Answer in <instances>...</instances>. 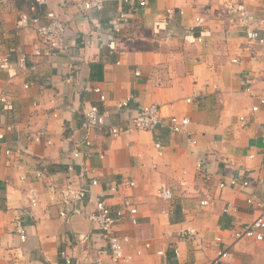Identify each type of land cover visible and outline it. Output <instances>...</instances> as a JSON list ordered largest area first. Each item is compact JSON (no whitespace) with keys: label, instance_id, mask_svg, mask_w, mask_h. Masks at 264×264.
<instances>
[{"label":"crops","instance_id":"crops-1","mask_svg":"<svg viewBox=\"0 0 264 264\" xmlns=\"http://www.w3.org/2000/svg\"><path fill=\"white\" fill-rule=\"evenodd\" d=\"M33 1L0 0V264H68L63 250L81 264H118L88 212L103 196L119 208L125 194L139 210L138 224L125 221L118 228L131 239L129 264H209L222 249L231 252L232 264H264V240L234 238L258 215L247 198H264V42L239 27L235 10L252 12L264 38V0H147L146 6L108 1L102 11L87 14L76 0H49L74 44L69 55L49 58L30 24ZM120 9L131 16L116 37V48L125 51L118 57L105 45L109 35L105 42L97 39L96 24ZM244 77L254 80L251 91ZM86 86L102 87L107 101ZM122 101L129 103L126 110L117 106ZM92 104L106 110L109 120L93 129V147H87L84 111ZM150 104L161 108L155 129L110 136L111 124ZM173 115L190 119L186 132L171 130ZM29 127L44 130L52 144L46 137L29 141ZM75 146L82 154L71 170ZM92 177L99 184L90 185ZM123 178L135 186L110 193L108 185ZM71 183L89 191L84 214L67 221L48 187ZM163 185L172 199L158 195ZM228 204L232 209L225 211ZM17 218L26 226L25 240L15 232Z\"/></svg>","mask_w":264,"mask_h":264},{"label":"built area","instance_id":"built-area-1","mask_svg":"<svg viewBox=\"0 0 264 264\" xmlns=\"http://www.w3.org/2000/svg\"><path fill=\"white\" fill-rule=\"evenodd\" d=\"M108 1H114L119 4H129L134 5L138 3L139 6H146L147 0H76V5L78 10L82 14L92 13L95 11H102ZM231 8H234L231 6ZM30 10L33 13L31 18V26L36 31L38 38L44 45V56L49 58L56 54H70L74 47L73 42L68 36V24L65 18L62 16L61 12L49 7V0H34L30 5ZM172 10L168 9V13ZM237 21L239 27L246 32L249 37L259 39L260 42H264V38L260 37L259 29L254 26L255 21H257L254 14L248 11L246 8H236L235 10ZM131 14L119 10L117 15L110 16L107 23L102 24L97 22V39L101 42L104 41V35L110 36L109 41L105 42V45L112 50L116 56L120 57L125 54V51H120L115 46V41L117 35L122 32L124 24L128 23ZM21 27V24H18ZM0 33H4V27L0 20ZM198 40H202V36H199ZM4 61H7L5 59ZM234 62H238V58L233 59ZM21 65H24L25 56L20 57ZM120 62V59H118ZM137 75H140V71H136ZM254 80L248 77H244L243 85L247 91H251L252 84ZM86 91H94L99 94L100 99L103 102L107 101L105 90L100 86H86L84 87ZM195 92L194 98L197 96ZM188 98L189 102H193L194 98ZM1 101L11 104V100L3 96ZM264 104V100H262ZM128 101H122L117 104L119 109H127ZM254 111L258 110V107L253 108ZM109 115L106 110L101 109L98 105L92 104L90 107L86 108L84 111V124L83 128L87 132V136L83 138L82 143L87 147H93V140L91 138V133L96 127H103L108 123ZM241 120L245 122V117L241 116ZM170 128L173 132H186L187 126L190 124V119L188 117H178L173 115L169 118ZM162 122L161 108L158 104H150L143 106L140 111L134 115L125 118L122 123H117L109 126V133L112 137H119L123 133H130L134 130H153L156 126ZM190 134V132H188ZM46 137L47 143L52 144V139L47 136L44 130L35 131L32 128L27 130V139L29 141L40 140ZM189 140L192 144H196L197 140L195 137L190 136ZM155 146L162 152V144L157 141ZM10 152V151H9ZM82 151L79 147H74L70 151L71 165L69 168L72 170L74 162H76L81 157ZM102 156V155H101ZM47 171V168H40L34 173L35 178L42 177L43 173ZM81 179H86L84 176V171L80 173ZM238 178H233L231 180L232 185L238 184ZM99 184V180L95 177L90 179V185ZM135 181L127 178H123L120 181H112L108 185V191L112 194H117L120 191L121 186L123 187H134ZM246 185V183H245ZM221 187H225L226 184L222 182ZM49 192L52 194L53 199L59 202L61 205L60 216L69 220L72 214L80 215L84 214L83 202L87 197L89 189L86 186L74 187L71 184L66 185L62 189L58 190L54 185L48 187ZM157 193L160 197L170 200L173 198V192L170 188L163 185L158 188ZM58 196V199L54 197ZM29 206L32 208L37 207L38 198L37 195H29ZM249 204H255L258 209V215L256 218L246 225L241 231L236 232L234 238L237 240L247 239L253 241H263L264 240V198H256L251 196L247 198ZM121 207L113 208V206L108 203L106 196H103L96 200L95 207L92 211L88 212V216L91 221L96 224L99 231V236L107 244L109 253L114 262L118 264H129L133 256L126 253V247L130 244L131 239L129 236L121 235L118 232L119 226L128 221L129 223L136 225L139 223V210L134 198L125 194L122 197ZM231 204H228L225 211H230ZM15 232L21 236L22 239L28 237L27 229L20 218L15 221ZM195 232L189 230V236L193 237ZM87 239V237H85ZM220 240V238H217ZM176 256H179V251L177 248L173 250ZM139 253H141L139 251ZM158 253L162 256H166L164 250H159ZM61 255L67 259L68 264H81L80 260H76L73 256H70L66 250L61 252ZM231 252L226 249H222L219 255L212 260L209 264H232L230 261Z\"/></svg>","mask_w":264,"mask_h":264}]
</instances>
